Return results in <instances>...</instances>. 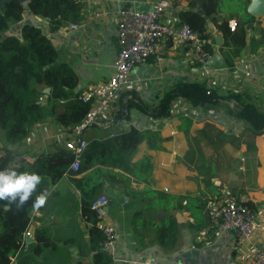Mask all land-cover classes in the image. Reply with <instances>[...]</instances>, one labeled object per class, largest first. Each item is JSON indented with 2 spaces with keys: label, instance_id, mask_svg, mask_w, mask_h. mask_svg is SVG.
<instances>
[{
  "label": "crops",
  "instance_id": "obj_1",
  "mask_svg": "<svg viewBox=\"0 0 264 264\" xmlns=\"http://www.w3.org/2000/svg\"><path fill=\"white\" fill-rule=\"evenodd\" d=\"M210 1L172 0L162 22L180 25V15L185 12L203 16ZM156 2L74 0L78 5L74 21H65L58 30H51L48 20L36 17L57 52V63L68 65L76 76L72 94L82 95L110 77L117 53L118 12L147 11ZM253 3V0H215V10L205 18L203 33L212 43L208 52L212 58L218 54L219 61L207 67L210 81L205 85L221 97L231 92L246 93L264 114V45L261 44L264 14L252 15ZM100 11L105 12V17H96ZM224 24L228 28L235 25L234 32L244 37V48L234 58L233 49L223 47L219 27ZM159 50L163 56L160 63L150 58L145 65L133 68L129 87L112 105L114 115L122 102L130 98L152 109L171 87L184 82L197 83L199 69L184 45L167 38ZM224 57L232 58V68L225 65ZM44 91L45 95L49 94ZM45 99L43 96L40 104ZM180 103L187 105L181 99L173 101L168 118H154L149 113L130 109L128 121L122 119L116 123L115 120L106 129L88 128L81 134L87 142H107L112 135L130 127L157 133L155 140L138 145L127 165L129 169L146 158L151 168L148 184L129 171L113 169L116 174L101 191L100 196L108 200L106 216L116 235L113 256L131 264H170L191 253L211 263L251 264L255 251H264V130L252 135L234 115L238 107L232 100H222L204 109L189 105L181 108ZM63 131L68 132L47 118L35 124L20 143L7 146L3 154L9 151L10 164L26 168L35 159L60 151ZM146 187L152 195L141 198L138 193ZM125 188L132 192L127 195ZM45 193V204L33 208L26 230L29 237L24 234L25 244L10 264H92L94 252L89 248V226L79 209V190L64 175ZM226 195L251 205L257 214L253 236L237 248L234 234L213 225L206 214L210 204ZM139 211L144 214V224L140 217L132 224V215ZM168 216L177 224V238L172 249H162L156 242V230ZM132 225L143 227L134 231ZM38 227L47 230L51 244L40 255H34L33 233ZM111 261L115 264L112 258Z\"/></svg>",
  "mask_w": 264,
  "mask_h": 264
},
{
  "label": "trees",
  "instance_id": "obj_2",
  "mask_svg": "<svg viewBox=\"0 0 264 264\" xmlns=\"http://www.w3.org/2000/svg\"><path fill=\"white\" fill-rule=\"evenodd\" d=\"M73 2L74 0H28V8L33 16L48 20L51 30H58L65 21H74L78 5ZM214 3L215 0H212L209 9L204 8L203 16L193 12L182 13L180 24H187L201 35L205 18L215 10ZM23 14L22 4L16 0L5 4L0 10V131L3 132L4 144L10 147L20 143L35 124L47 118L59 127L71 130L81 123L89 110V103L82 102L81 95L72 94L76 76L68 65L57 63V52L41 28L25 25L21 30V39L5 35L11 25L22 20ZM219 30L224 38L223 47L232 48V58L236 57L239 50L244 48L243 34L229 32L225 24ZM261 44L264 45V39ZM232 58L224 57L228 68H232ZM45 88L50 89L47 95L42 92ZM43 96L46 101L42 105L40 102ZM176 99L200 109L217 105L222 100H232L238 107L234 115L245 123L252 135L256 136L264 130V114L248 94L231 92L229 96L221 97L205 84L190 82L179 83L168 89L152 109H147L136 98L125 100L121 108H125L126 113L117 112L114 120L116 123L122 119L128 121L130 109L149 113L154 118H168L172 102ZM156 138L157 133L151 130L141 131L130 127L125 132L112 135L107 142L86 141V148L80 156V168L75 174L67 172L72 157L61 151L41 156L26 168L11 166L9 151L0 156V170L13 168L17 171L35 172L41 176L40 184L22 205L18 206L15 201H0V264H10L11 259L24 246V234L31 222L36 196L47 192L64 175L70 177V182L80 192L79 209L82 219L89 226V248L94 252L92 264H112L109 255L100 247L102 235L95 227L97 218L90 209L91 203L100 196L104 184L110 182V177L116 174L113 169L129 171L138 180L143 178L147 185L151 169L148 160L144 158L129 169L127 165L138 145ZM78 175L81 177L77 178ZM124 191L127 195L132 192L129 188ZM138 195L144 198L152 193L146 187ZM143 215L141 211L134 213L132 224L139 217L144 224ZM162 221L156 230V242L162 249H172L177 238V224L170 216ZM142 227L131 226L134 231ZM33 240L34 255H40L51 244L48 232L43 227L34 230Z\"/></svg>",
  "mask_w": 264,
  "mask_h": 264
},
{
  "label": "built area",
  "instance_id": "obj_3",
  "mask_svg": "<svg viewBox=\"0 0 264 264\" xmlns=\"http://www.w3.org/2000/svg\"><path fill=\"white\" fill-rule=\"evenodd\" d=\"M171 2L172 0H157L147 11L122 9L118 12L115 37L117 53L112 73L105 82L80 96L82 102L89 103V110L80 124L68 132H62V147L59 150L72 157L67 172L75 174L80 168V156L87 145L81 134L88 128L106 129L115 123L116 114H113L112 105L116 97L129 87L133 68L145 65L150 58L160 63L163 56L159 46L167 38L187 48L192 62L199 69L200 76L197 83L209 84L210 80L207 78L210 72L207 67L212 59L208 52V48L212 45L211 40L204 33L198 34L187 24L163 23V15ZM105 15L104 11L96 13V17L102 18ZM229 30L233 32L235 25L229 26ZM119 111L126 113L125 108L120 107ZM107 204V198L99 196L90 206L97 218L95 227L102 235L100 247L115 264H131L125 260H117L113 256L116 235L112 222L106 216ZM206 214L213 225L234 234L236 248L251 239L255 232L256 212L248 205L238 202L234 196L226 195L221 201L210 204ZM25 235L29 237L28 232ZM251 264H264L263 250L255 251Z\"/></svg>",
  "mask_w": 264,
  "mask_h": 264
},
{
  "label": "clouds",
  "instance_id": "obj_4",
  "mask_svg": "<svg viewBox=\"0 0 264 264\" xmlns=\"http://www.w3.org/2000/svg\"><path fill=\"white\" fill-rule=\"evenodd\" d=\"M41 182V176L35 172L17 171L16 169L0 170V201H15L22 205L29 199ZM46 193L36 196L33 207L38 209L46 202Z\"/></svg>",
  "mask_w": 264,
  "mask_h": 264
},
{
  "label": "water",
  "instance_id": "obj_5",
  "mask_svg": "<svg viewBox=\"0 0 264 264\" xmlns=\"http://www.w3.org/2000/svg\"><path fill=\"white\" fill-rule=\"evenodd\" d=\"M12 0H0V10L2 7L9 3ZM18 3L22 4L24 14L22 16V20L18 23L11 25L8 31L6 32V36H14L18 39H21V30L25 25L28 26H34L37 28H40L39 26V20L35 16L31 14L28 8V0H16ZM253 6L251 10L252 15H262L263 14V4L264 0H253ZM218 38L216 39V42H218ZM219 61L218 54H214L213 58L211 59V62ZM45 93H49L50 89L45 88ZM199 258V259H198ZM170 264H219L218 261L211 263L210 261H207L204 259V257L198 256L197 254H191L187 253L184 255V258L182 260L177 261L176 263H170Z\"/></svg>",
  "mask_w": 264,
  "mask_h": 264
},
{
  "label": "rangeland",
  "instance_id": "obj_6",
  "mask_svg": "<svg viewBox=\"0 0 264 264\" xmlns=\"http://www.w3.org/2000/svg\"><path fill=\"white\" fill-rule=\"evenodd\" d=\"M181 104V108H183V107H188L187 105H185V104H182V103H180ZM7 146L4 144V142H3V132L2 131H0V156H3V155H5V154H3L4 152H5V150L7 151V148H6ZM11 166H13V163L12 164H10ZM14 167V166H13Z\"/></svg>",
  "mask_w": 264,
  "mask_h": 264
}]
</instances>
